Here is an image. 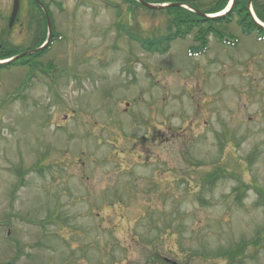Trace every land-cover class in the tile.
Wrapping results in <instances>:
<instances>
[{"label":"rangeland","instance_id":"obj_1","mask_svg":"<svg viewBox=\"0 0 264 264\" xmlns=\"http://www.w3.org/2000/svg\"><path fill=\"white\" fill-rule=\"evenodd\" d=\"M81 5L1 63L0 264H264V31Z\"/></svg>","mask_w":264,"mask_h":264},{"label":"flooded vegetation","instance_id":"obj_2","mask_svg":"<svg viewBox=\"0 0 264 264\" xmlns=\"http://www.w3.org/2000/svg\"><path fill=\"white\" fill-rule=\"evenodd\" d=\"M95 1L103 6L108 0ZM143 1L149 3L152 0ZM81 2L82 0H0V48L9 37H13V29L18 31V41L26 38L30 39L29 43L41 45L46 41L47 32L50 37L53 36V30L67 24L68 15L83 7ZM170 3H176L182 9L183 21L189 30L212 28L211 25L204 26V21L209 20L205 16L224 9L230 22L243 26L248 31H264L258 23H264V0H171ZM100 16L94 15L97 22Z\"/></svg>","mask_w":264,"mask_h":264},{"label":"trees","instance_id":"obj_3","mask_svg":"<svg viewBox=\"0 0 264 264\" xmlns=\"http://www.w3.org/2000/svg\"><path fill=\"white\" fill-rule=\"evenodd\" d=\"M263 237H257V241H255V243H252V245H256L257 242L261 241L264 239V235H262ZM259 239V240H258ZM244 253V246H240L238 250H236L235 252H230L229 254L227 253L226 258L228 259L229 263H231L230 261L235 260L236 258H238L239 256H241Z\"/></svg>","mask_w":264,"mask_h":264},{"label":"water","instance_id":"obj_4","mask_svg":"<svg viewBox=\"0 0 264 264\" xmlns=\"http://www.w3.org/2000/svg\"><path fill=\"white\" fill-rule=\"evenodd\" d=\"M146 6H148V7H150V8H155V9H160L161 7H154V6H149V5H146ZM171 263H172V261H170ZM175 264V263H174Z\"/></svg>","mask_w":264,"mask_h":264}]
</instances>
